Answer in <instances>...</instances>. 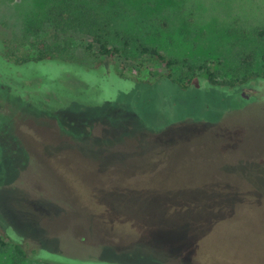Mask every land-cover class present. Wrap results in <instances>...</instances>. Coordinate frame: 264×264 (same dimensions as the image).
Segmentation results:
<instances>
[{
	"label": "rangeland",
	"instance_id": "obj_1",
	"mask_svg": "<svg viewBox=\"0 0 264 264\" xmlns=\"http://www.w3.org/2000/svg\"><path fill=\"white\" fill-rule=\"evenodd\" d=\"M120 3L117 26L166 57L229 80L255 51L258 77L213 86L196 69L184 89L167 78L187 85L180 66L137 53L95 60L82 52L88 37L50 25L38 39L102 66L19 65L0 51V227L30 255L15 263L9 246L0 264H44L36 247L53 264H264V215L215 194L226 173L264 189V44L253 36L264 0ZM39 7L0 0V37L20 35Z\"/></svg>",
	"mask_w": 264,
	"mask_h": 264
},
{
	"label": "trees",
	"instance_id": "obj_2",
	"mask_svg": "<svg viewBox=\"0 0 264 264\" xmlns=\"http://www.w3.org/2000/svg\"><path fill=\"white\" fill-rule=\"evenodd\" d=\"M147 1V6L152 5L153 0ZM120 8H123L120 0H40V7L35 11L33 20L24 23L20 35H16L8 40L0 37V51L9 60L19 65L34 64L38 67L61 63L69 66L81 65L92 70L102 66V62L91 66L92 64L86 62L84 58L77 56V50L75 48L51 45L38 39L43 28L50 25L56 32H76L88 37L90 43L87 47H82V52L84 54L89 53L87 55L89 57L94 56L95 60L98 57H103L107 61L116 59L129 60L134 53H137L138 56L142 57L150 56L156 62L165 66L169 72L173 67L180 66V72L178 74L183 75V72L187 74V85L179 84L173 80L171 74H168L167 78L174 84L181 85L184 89L190 85L193 79L198 77L195 72L196 69L203 70L201 76L213 86L233 88L244 85L258 77L257 74L252 73L254 63L258 57V53L255 51L243 54L241 57L240 74L229 80H219L217 75L209 70L206 65L195 67L188 60L181 62L173 58H168L156 47H151L143 43L135 35L127 33L117 26L120 18ZM180 13L182 16L186 14L184 10ZM188 15L193 20L197 17L194 10L190 11ZM253 36L258 42L264 44V26L254 28ZM35 38L36 40H34ZM26 45L34 49V57L29 58L25 55H20L21 49ZM261 59L264 67V52ZM121 75L119 74V76ZM37 82L39 83V81ZM28 101H30L29 98ZM56 113L55 111L52 115L56 116ZM223 178L226 182H229V185L221 189V191L215 192V194H222L224 198L234 200L233 202L239 200L252 201L260 211L261 216L264 215L263 188L255 184L250 185L249 180L251 178L245 174L226 173ZM241 181L246 182L248 185L241 187ZM243 188L247 189L244 190ZM24 243L25 241L23 239L12 233L5 232L0 227V249L5 250L11 246L15 263H19L21 260L27 259L30 256ZM197 245L195 247H198ZM39 250L38 247L31 250L32 258H39L38 261L44 264H53L51 261L44 260V258L37 255ZM182 255L187 256L188 259L191 258V255L183 253ZM85 258L88 261L96 259L92 256L84 257L83 259ZM193 259L195 260L197 258ZM198 261L201 262L200 259Z\"/></svg>",
	"mask_w": 264,
	"mask_h": 264
},
{
	"label": "flooded vegetation",
	"instance_id": "obj_3",
	"mask_svg": "<svg viewBox=\"0 0 264 264\" xmlns=\"http://www.w3.org/2000/svg\"><path fill=\"white\" fill-rule=\"evenodd\" d=\"M242 93H244V92H242ZM243 98L247 101V105L248 106L254 104V102L256 100V98H254L253 100H251V97L250 96H247L245 93H244V97Z\"/></svg>",
	"mask_w": 264,
	"mask_h": 264
}]
</instances>
